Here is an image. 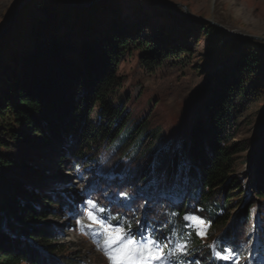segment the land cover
Listing matches in <instances>:
<instances>
[{
    "label": "trees",
    "instance_id": "1",
    "mask_svg": "<svg viewBox=\"0 0 264 264\" xmlns=\"http://www.w3.org/2000/svg\"><path fill=\"white\" fill-rule=\"evenodd\" d=\"M30 6L23 40L0 54V165L29 180L35 167L25 149L58 145L63 168L95 164L87 179L97 183L93 194L103 215L133 233L147 230L168 264H264V123L252 175H237L235 168L250 147L235 140L243 109L264 88L258 56L245 53L222 72L185 137L158 147L157 133L143 120L130 122L114 101L118 67L134 48L152 69L182 57L187 47L150 44L112 7L105 19L90 20L63 0ZM0 187V264H77L66 245L55 244L54 227L39 221L72 211V189L53 190L38 205L43 190L23 180L0 172ZM185 216L203 219L205 236Z\"/></svg>",
    "mask_w": 264,
    "mask_h": 264
},
{
    "label": "rangeland",
    "instance_id": "2",
    "mask_svg": "<svg viewBox=\"0 0 264 264\" xmlns=\"http://www.w3.org/2000/svg\"><path fill=\"white\" fill-rule=\"evenodd\" d=\"M22 1L0 0V32L11 23L8 32L0 38V54L9 53L23 40L31 14L30 3L34 0L19 6ZM71 1L81 4L88 0ZM95 6L102 10L94 13ZM110 7L117 11L119 21L128 29L142 30L141 38L150 44L162 41L166 46L187 47L182 57H169L152 69L141 62V51L134 48L123 56L118 67L120 84L114 88V101H121L130 122L143 120L148 132L157 133L155 146L163 147L185 137L195 117L203 115L207 88L243 54L255 53L264 67V0H100L80 11L85 10L82 15L90 20V16L101 20ZM230 38H234L233 43ZM257 74L259 71L254 77ZM260 90L243 109L239 134L235 138L248 141L250 145L238 156L237 175L249 177L253 173L264 123V88ZM25 152L35 167L33 178L28 180L18 170L2 165L0 172L23 180L33 189L43 190L38 205H45V195L53 190L59 192L66 187L76 195L75 207L65 216L49 215L39 220L54 227L55 244L66 245V253H74L77 264H111L105 254V238H97L87 227L91 221L87 219L86 201L95 202L93 192L96 191L93 190L97 187V183L93 186L89 183L87 172L95 164L63 168L60 148L53 144L34 145ZM248 177L245 184L251 191ZM149 187L151 189L152 185ZM118 196L125 194L121 192ZM108 198L118 200L113 196ZM206 228L205 221L197 226L203 236ZM159 264H168L166 257ZM231 264H236L235 260Z\"/></svg>",
    "mask_w": 264,
    "mask_h": 264
},
{
    "label": "snow or ice",
    "instance_id": "3",
    "mask_svg": "<svg viewBox=\"0 0 264 264\" xmlns=\"http://www.w3.org/2000/svg\"><path fill=\"white\" fill-rule=\"evenodd\" d=\"M105 211L96 202L92 200L86 201V215L87 219L91 221V224L87 226L88 230L97 238H105V254L108 256L111 264H159L160 261L165 260V254L162 252L161 245L152 238L147 230L133 233L130 225L128 230H125L123 222H118L115 225L112 224V218L103 215ZM184 219L192 224L194 228L204 223L201 218L196 216H185ZM77 223L81 227H85L80 221ZM137 224L139 226V222ZM197 234H200L199 231ZM184 249L185 245H177L175 251L186 254L184 253ZM174 254L172 252L168 255Z\"/></svg>",
    "mask_w": 264,
    "mask_h": 264
},
{
    "label": "water",
    "instance_id": "4",
    "mask_svg": "<svg viewBox=\"0 0 264 264\" xmlns=\"http://www.w3.org/2000/svg\"><path fill=\"white\" fill-rule=\"evenodd\" d=\"M26 1L27 0L22 1L19 4V6L23 5ZM98 1H100V0H88V1L82 2L81 4H78V3L74 2V1H71V0H65L66 3H68L69 5H71V6L75 7V8H78V9L88 7L89 5L94 4V3L98 2ZM10 26H11V23L9 25H7L0 32V38L8 32V30L10 29ZM250 37L257 38L256 36H250Z\"/></svg>",
    "mask_w": 264,
    "mask_h": 264
}]
</instances>
